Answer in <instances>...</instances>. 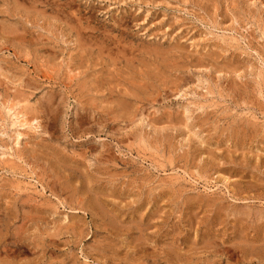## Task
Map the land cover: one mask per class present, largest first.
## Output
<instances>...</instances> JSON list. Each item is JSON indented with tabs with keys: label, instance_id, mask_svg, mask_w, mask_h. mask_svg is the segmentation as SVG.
<instances>
[{
	"label": "rangeland",
	"instance_id": "obj_1",
	"mask_svg": "<svg viewBox=\"0 0 264 264\" xmlns=\"http://www.w3.org/2000/svg\"><path fill=\"white\" fill-rule=\"evenodd\" d=\"M0 264H264V0H0Z\"/></svg>",
	"mask_w": 264,
	"mask_h": 264
},
{
	"label": "bare ground",
	"instance_id": "obj_2",
	"mask_svg": "<svg viewBox=\"0 0 264 264\" xmlns=\"http://www.w3.org/2000/svg\"><path fill=\"white\" fill-rule=\"evenodd\" d=\"M16 108H17V107H16ZM16 108H15V109H16ZM15 109H14V110H15ZM10 111H11V110H10ZM11 113H12V112H11ZM17 113H18V115H19V112H17ZM17 113H16V114H17ZM22 113H23V112H22ZM24 115H25V112H24ZM24 115H23V116H24ZM10 116H11V115H10ZM16 117H17V116H16ZM25 117H26V116H25ZM25 117H24V118H25ZM29 117H30V116H29ZM13 118H14V116H13ZM24 118H22L21 121H22ZM35 118H36V117H35ZM19 119H20V117H19ZM19 119H18V120H19ZM30 120H31V119H30ZM30 120H28V121H30ZM28 121H27V123H28ZM19 122H20V120H19ZM16 123H17V122H16ZM24 124H25V123H24ZM24 124L22 123V125H24ZM20 125H21V124H20ZM17 134H18V133H17Z\"/></svg>",
	"mask_w": 264,
	"mask_h": 264
}]
</instances>
